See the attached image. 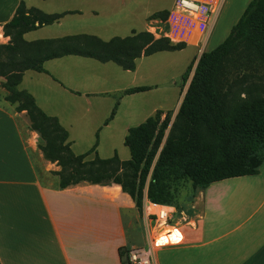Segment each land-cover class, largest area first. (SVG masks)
Returning <instances> with one entry per match:
<instances>
[{
	"label": "crops",
	"instance_id": "obj_1",
	"mask_svg": "<svg viewBox=\"0 0 264 264\" xmlns=\"http://www.w3.org/2000/svg\"><path fill=\"white\" fill-rule=\"evenodd\" d=\"M196 1L218 2V12L204 17V21L192 29L178 22L172 24L176 17L175 11H171L167 21L171 23L167 36L174 42L186 44V48L181 51L193 48L185 70L192 61L196 63L204 52H208L205 43L213 38L214 29L227 4L231 10V19H228V27L224 26L220 32H224V35L238 21L251 0ZM21 2L27 8H36L45 14L71 13L62 17L58 23L25 34L24 39L29 42L85 34L68 29L84 21L85 16L97 20L105 16L104 11L98 8L101 7L99 4L119 9L113 4L115 0H0V45L9 42V37L3 35V25L11 20ZM119 6L123 7V4ZM108 12L114 14L115 10L112 8ZM100 26L103 29L111 27L112 22ZM133 31L146 30L129 29L130 34ZM43 33L54 35L43 36ZM143 58L146 57L136 60L134 71L126 72L135 75ZM86 60L94 59L65 56L48 60L43 64V73L31 70L24 72L17 89L32 95L36 105L45 114L48 113L46 109L52 108L50 113L56 118L61 112L60 106L68 105L71 100H75L74 103L84 100L90 106L92 98L102 97L106 92L78 88L82 87L81 81L72 66L86 67ZM101 64L105 66L114 63ZM73 81H77V86H69L68 83ZM1 82L0 79V264H125L127 250L135 247L128 237L135 209L131 198L116 184L82 182L60 189L59 177L55 174L60 171V167L43 158L33 136L24 139L21 129L24 122L28 124L22 118L26 113L16 112L15 105L5 100L6 91L1 87ZM124 91L123 96L133 95H125ZM58 121L67 131L70 149L75 155L86 153L97 141L98 158L106 160L117 155L121 161L130 159V152L129 158L119 157L116 151H112L111 157H102L98 153L101 127L87 151H75L77 140L72 139L69 128L60 119ZM105 122V131L111 129L109 122ZM129 128L132 127H125L121 132L123 145ZM93 158L94 153L87 157L88 160ZM200 199L202 211L196 222H191L190 229L183 233V243L169 245L178 239L164 233L155 239L156 245L167 246L154 250V263L264 264V150L257 174L212 183L200 192ZM228 214L232 215V219ZM137 246H145V243Z\"/></svg>",
	"mask_w": 264,
	"mask_h": 264
},
{
	"label": "trees",
	"instance_id": "obj_2",
	"mask_svg": "<svg viewBox=\"0 0 264 264\" xmlns=\"http://www.w3.org/2000/svg\"><path fill=\"white\" fill-rule=\"evenodd\" d=\"M67 14L71 13L45 14L21 2L3 25L9 42L0 45L5 100L15 105L16 112L26 113L30 128L42 141L39 149L43 158L60 167L56 173L60 189L82 182L116 184L141 213L145 197L151 203L173 207L183 182L204 190L218 181L257 174L264 150V0H251L224 41L188 65L181 81L185 84L191 72L192 77L171 125V111L157 110L128 129L124 145L130 159L126 161L117 155L98 158L97 141L86 153L75 155L58 119L45 114L28 92L17 89L24 72L43 73L44 62L65 56L112 62L124 71H134L139 58L181 51L186 44L167 36L168 10L149 17L164 23L158 38L148 31H133L108 41L85 34L30 42L24 39L25 34L58 23ZM149 89L135 87L124 94ZM116 107L105 123L114 117ZM92 153L94 158L88 160Z\"/></svg>",
	"mask_w": 264,
	"mask_h": 264
},
{
	"label": "rangeland",
	"instance_id": "obj_3",
	"mask_svg": "<svg viewBox=\"0 0 264 264\" xmlns=\"http://www.w3.org/2000/svg\"><path fill=\"white\" fill-rule=\"evenodd\" d=\"M175 1L115 0L113 4L115 6L117 5L119 9L114 8L112 5L108 8L99 4L101 7L98 8L104 11L105 16L97 20L84 15V21L81 20V22L72 25L68 30H77V32L92 34L103 40H109L112 37L128 36L130 34L129 29L131 28L136 31L144 29L158 38L163 34L164 23L160 20H149V17L153 13L164 9L169 11V17L171 16V11H175L176 22L172 20L173 25L178 22V24L192 29V27H196L200 22L204 21V17L195 18L179 13L175 8ZM120 3L123 4V7L119 6ZM112 8L115 10V13L111 14L108 12L107 14L106 12ZM146 14L150 15L144 17ZM174 14L172 15L173 17ZM228 19H231V10L227 4L226 9L217 23L218 26L214 29L213 38L208 43H205L206 51L216 48L228 36L231 29L225 35L224 32L220 33L224 26L225 28L228 27L230 23ZM108 22H112L111 27L106 26L104 29L101 28V24L103 25ZM168 23L171 25L170 22ZM42 35L53 36L54 34L43 33ZM28 38L29 36H27ZM192 54L193 48H188L181 52L156 53L150 57L143 58L139 62L135 75L123 71L114 64H105L103 66L104 64L95 62L94 60H86V67L73 65L72 69L76 71L79 76L78 80L81 81L80 86L82 87L78 88L106 92L102 97L92 98L90 100L92 105L90 106H87L84 100L76 101L77 103H74L75 100H71L68 105L66 104L64 107L60 106L62 108H60L61 112L58 113L57 118L60 119L63 125L69 128L70 137L77 140L76 143L78 145H75L74 150L87 151L93 145L95 133L101 127V133L99 132L100 145L99 149H97L98 153L102 157H111L113 154L112 151H116L119 157L129 158V151L123 145L121 136V132L125 127L139 125L146 118L153 115L156 110H161L164 113L171 111V125L178 111L182 96L192 77L191 72L185 84L181 81V75L187 66V60L190 59ZM49 67L52 68V64ZM76 82L73 81L68 84L69 86H77ZM139 86L149 87L150 89L131 96L122 95L124 90ZM40 88L45 91L43 87ZM116 103H118V106L115 116L108 123L109 127L112 126V128L106 130V132L103 123L110 116ZM46 110L48 112L47 115L53 116L50 113L52 108ZM22 118L23 121L26 119V123H28L26 125L24 122L23 129H21L24 139L33 136V141L37 142L39 149V145L42 143L40 137L30 128V122L26 114ZM167 134L168 132L166 131L159 152L166 141ZM202 191L203 189H194L190 182H183L177 188L176 199L172 208L175 211L174 221L183 228L181 229L182 233L190 229L191 222H196L198 215L202 211V201L200 199V192ZM228 215L231 218L232 215ZM132 217L131 226L128 228L129 241L134 246L144 243L146 245V233L142 224V212H138L135 208Z\"/></svg>",
	"mask_w": 264,
	"mask_h": 264
},
{
	"label": "built area",
	"instance_id": "obj_4",
	"mask_svg": "<svg viewBox=\"0 0 264 264\" xmlns=\"http://www.w3.org/2000/svg\"><path fill=\"white\" fill-rule=\"evenodd\" d=\"M175 8L179 13L189 17H209L216 15L219 9L218 2H200L196 0H176ZM171 210V211H168ZM175 211L166 208L163 205L151 203L144 198L142 207V224L146 233V245L135 246L126 252V264H155L154 250L159 247L155 239L161 233L169 236L173 230H177L181 235V240L169 245H179L184 242V236L181 232L182 227L175 222ZM174 221V222H173Z\"/></svg>",
	"mask_w": 264,
	"mask_h": 264
},
{
	"label": "bare ground",
	"instance_id": "obj_5",
	"mask_svg": "<svg viewBox=\"0 0 264 264\" xmlns=\"http://www.w3.org/2000/svg\"><path fill=\"white\" fill-rule=\"evenodd\" d=\"M165 234V233H164ZM167 236V235H166ZM169 236H175L179 242L181 240V235L179 234V232L177 230H173L172 234H170ZM176 243V242H175Z\"/></svg>",
	"mask_w": 264,
	"mask_h": 264
}]
</instances>
